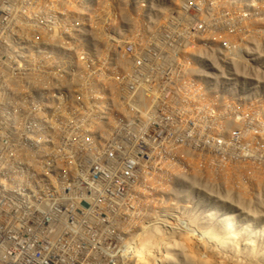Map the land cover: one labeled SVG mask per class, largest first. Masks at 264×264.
<instances>
[{
    "label": "built area",
    "instance_id": "obj_1",
    "mask_svg": "<svg viewBox=\"0 0 264 264\" xmlns=\"http://www.w3.org/2000/svg\"><path fill=\"white\" fill-rule=\"evenodd\" d=\"M45 3L52 14L43 11ZM57 10L58 0H0L3 126L16 116L18 104H27L21 113L22 127H0L4 133L0 139V264L153 261V255L138 252L124 233L110 232L125 221L118 212L124 206L116 201L123 194H134L139 200L131 204L149 218L141 198H153V183L167 199L183 197L187 190V183L180 184L187 180V161L178 165L189 149L188 137L182 132L181 141L176 139L175 119L188 112L189 77L203 73L202 50L192 65L183 51L174 60L179 48L173 46L171 32H177L170 29L171 22L162 26L161 35L145 26L137 45L122 38V31L133 27V22L127 24L123 15L116 31L110 20L104 34L106 51L97 65L103 91L98 102L101 115L91 94L88 103H82L86 110L80 112L72 109L76 91L67 88L66 103L56 65L61 48ZM161 13L154 9L155 16ZM144 19L139 15L138 26ZM176 29L181 31L179 26ZM115 37L121 61L110 54ZM122 47L131 53L124 55ZM151 51L158 52V61L140 60ZM63 116H70L72 123L63 126L58 121ZM78 116L89 118V124L78 127Z\"/></svg>",
    "mask_w": 264,
    "mask_h": 264
},
{
    "label": "rangeland",
    "instance_id": "obj_2",
    "mask_svg": "<svg viewBox=\"0 0 264 264\" xmlns=\"http://www.w3.org/2000/svg\"><path fill=\"white\" fill-rule=\"evenodd\" d=\"M138 1L58 0L61 48L56 65L67 104V88L76 91L73 110L85 111L82 103H88L90 94L94 102H101L97 65L106 51L104 34L110 20L116 31L123 15L127 24L133 22V27L122 31V38L137 45L143 36L138 33L145 26L161 35L162 26L171 22L170 29L177 32H171L173 46L179 48L174 60L183 51L192 65L195 54L202 50L203 73L189 77L188 112L175 119L176 139L181 141L182 132L188 137L189 149L179 157L178 165L187 161L188 176L183 181L187 190L183 197L167 199L153 183V198H141L149 218L131 204L139 200L134 194L119 196L120 202H116L124 208L118 212L125 221L110 232L124 233L138 252L155 257L136 264H264V0ZM155 8L162 11L159 16L154 15ZM42 9L52 14L48 3ZM139 15L141 21L145 15L141 26L137 24ZM118 42V37L112 40L110 54L121 61ZM122 51L131 53L128 47ZM159 58L157 51H151L140 60ZM198 87L202 88L199 100ZM20 95L29 99L25 92ZM18 105L16 116L6 126L0 120V127L23 126L21 113L27 104ZM69 117L58 121L69 125ZM75 122L78 127L88 125L89 118L78 116ZM3 137L0 129V139ZM143 177L151 181L149 175ZM159 208L166 212L160 213ZM222 237L228 239V245L220 244Z\"/></svg>",
    "mask_w": 264,
    "mask_h": 264
},
{
    "label": "bare ground",
    "instance_id": "obj_3",
    "mask_svg": "<svg viewBox=\"0 0 264 264\" xmlns=\"http://www.w3.org/2000/svg\"><path fill=\"white\" fill-rule=\"evenodd\" d=\"M95 41V40H94ZM109 89L110 90H115V89H117L116 87H113V86H110L109 87ZM94 104H96V106H97V109L99 110L98 112H97V115L98 116H100L101 115V111H102V104L101 103H98V102H94ZM183 182V181H182ZM185 182H183V183H181L180 182V184H181V186H185L186 184H184ZM183 194V193H182ZM164 209V212L163 213H165L166 212V209L165 208H163ZM227 241H228V239L226 240V238L225 237H222L221 238V240H220V244H223V245H228L227 244ZM217 251H218V249H217ZM220 251V250H219ZM218 253V252H217ZM251 264H254V263H251Z\"/></svg>",
    "mask_w": 264,
    "mask_h": 264
}]
</instances>
